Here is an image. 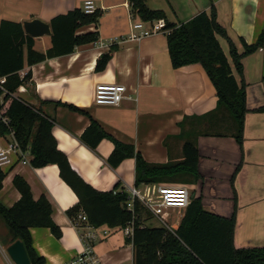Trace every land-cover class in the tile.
Returning <instances> with one entry per match:
<instances>
[{
    "label": "crops",
    "instance_id": "crops-1",
    "mask_svg": "<svg viewBox=\"0 0 264 264\" xmlns=\"http://www.w3.org/2000/svg\"><path fill=\"white\" fill-rule=\"evenodd\" d=\"M88 0H0V26L3 21L21 24L39 19L47 24L74 9H84ZM101 17L96 24L78 33L95 32L98 41L77 47L73 53L25 65L21 75L32 72V80L18 89L16 96L40 107L53 119L52 134L78 175L94 189L109 191L117 183L128 191L135 187L136 161L126 159L112 167L108 159L115 146L103 139L96 148L83 140L92 121L117 141L135 147L151 164L180 162L187 140L196 143L201 180L191 186L201 196L205 209L231 217L236 204V248L264 247V50L242 58L247 113L242 145L232 137L234 122L225 110L217 109L216 89L200 64L174 68L169 55L167 34L129 40L132 13L129 0H91ZM151 10H161L166 21L183 24L201 12L214 8L218 22L227 28L239 53L242 39L254 45L264 32V0H145ZM35 50L46 54L52 47L51 35L34 38ZM113 46V47H112ZM225 52L228 45L222 41ZM112 51L104 71H96L98 59ZM264 49V47H263ZM121 84L127 96L119 106L95 104L98 84ZM76 107L86 114L74 111ZM94 139L92 134L88 135ZM13 136H2L8 148ZM10 163L0 190V204L10 208L21 198L14 185L20 177L30 186L37 201L45 196L52 205V219L62 231L55 238L48 228H31L34 250L45 264H64L82 254L85 244L67 212L79 202L77 195L61 178L57 165L34 168L32 156L10 152ZM23 161H26L24 163ZM238 174L231 181L235 170ZM141 185L139 188H143ZM235 201V204H234ZM182 218L171 219L177 228ZM77 220V216L75 218ZM170 221V222H171ZM78 224L84 225L78 221ZM85 226V225H84ZM99 239L93 243L97 264H134V248L125 229L93 228ZM9 230L0 218V264H15L7 253L11 246Z\"/></svg>",
    "mask_w": 264,
    "mask_h": 264
},
{
    "label": "trees",
    "instance_id": "trees-1",
    "mask_svg": "<svg viewBox=\"0 0 264 264\" xmlns=\"http://www.w3.org/2000/svg\"><path fill=\"white\" fill-rule=\"evenodd\" d=\"M129 1L132 13L140 20L166 21L165 13L161 10H151L145 0ZM100 17L98 10L93 14H86L82 9H74L55 17L50 23L52 47L46 54L35 50L34 38L24 32L21 24L2 22L0 78H5L6 82L0 85V134L12 135L21 151L32 156L31 165L34 168L58 166L61 178L79 199L78 204L67 212L72 219L75 220L82 212L94 228L126 229L133 224V236L127 239L134 248V264H264V247L238 249L234 245L236 204L231 217H223L206 210L202 197L194 195L176 229L146 226L142 215L150 213L138 201L135 202L133 211L128 210L129 195L126 190L120 189V183L105 192L87 184L72 169L67 156L58 149L52 134L53 119L46 116L40 107H35L16 96L18 89L27 86L32 80L31 71L21 75L26 64L32 66L47 59L69 55L77 47L97 42V33L78 32L84 27L98 23ZM165 29L171 31L167 40L172 66L180 68L200 64L204 68L217 92V109L229 113L235 127L232 137L238 145H242L248 109L245 84L237 78L243 74L242 58L264 47V32L257 43L251 46L240 39L244 50L240 54L227 28L218 22L214 8L209 12H201L180 25L166 21ZM222 41L228 45V52H225ZM112 47L109 53L98 59L96 71L105 70L112 59ZM69 108L86 114L76 107ZM3 119L8 122H3ZM89 134L94 136L93 140L89 139ZM103 139L112 141L115 146L108 159L112 167H118L126 159H135L136 188L145 184L190 183L188 177L192 183L201 180L198 171L200 154L196 143L191 140H187L183 145L182 161L151 164L144 160L134 146L117 141L96 121H92L83 135V140L90 147L96 148ZM238 171L239 167L232 177V185ZM4 179L5 173L0 167V190ZM14 185L21 198L10 208L0 204V218L9 230L10 243L21 241L31 264H45V259L33 248L30 229L48 228L55 238L62 237L60 227L52 219V205L45 196L36 201L24 179L16 177Z\"/></svg>",
    "mask_w": 264,
    "mask_h": 264
},
{
    "label": "built area",
    "instance_id": "built-area-1",
    "mask_svg": "<svg viewBox=\"0 0 264 264\" xmlns=\"http://www.w3.org/2000/svg\"><path fill=\"white\" fill-rule=\"evenodd\" d=\"M94 2L88 0L85 2L83 11L86 14H93L97 11ZM166 21L160 19L157 21H132L130 27L129 40L139 42L142 39L164 32L169 35L170 30H166ZM264 49L262 48L261 51ZM6 79L0 78V85L5 84ZM131 99L127 96V89L121 84H98L95 88V104L98 106H119L124 99ZM1 105V103H0ZM7 123V119H3ZM21 151L20 146L13 142L4 148L0 143V167L10 163L9 154L14 151ZM22 152V151H21ZM26 163V161H23ZM129 195L127 201V209L133 211L135 202L138 201L143 208L156 218L161 226L171 229L169 226L170 220L179 215L183 218L187 208L191 203V193L188 187L183 185H168V184H145L143 188H131L126 191ZM77 220L84 225L78 224L74 220V225L81 233V238L85 244V250L82 254L64 264H97L94 258L93 243L99 239L97 233L88 221L86 214L79 213ZM126 237L133 236V224L125 229Z\"/></svg>",
    "mask_w": 264,
    "mask_h": 264
},
{
    "label": "water",
    "instance_id": "water-1",
    "mask_svg": "<svg viewBox=\"0 0 264 264\" xmlns=\"http://www.w3.org/2000/svg\"><path fill=\"white\" fill-rule=\"evenodd\" d=\"M23 29L32 38L49 36L52 33L50 24L39 19L24 22ZM7 253L15 264H31L26 248L21 241H16L9 246Z\"/></svg>",
    "mask_w": 264,
    "mask_h": 264
},
{
    "label": "rangeland",
    "instance_id": "rangeland-1",
    "mask_svg": "<svg viewBox=\"0 0 264 264\" xmlns=\"http://www.w3.org/2000/svg\"><path fill=\"white\" fill-rule=\"evenodd\" d=\"M234 175V174H233ZM186 180H187V178H186ZM188 180L190 181V183H183V184H179V185H183V186H186V187H188L189 188V190H190V193H191V196L193 197L194 195H195V192L193 191V189L191 188V186L193 185V184H195V182H191V179L188 177ZM187 180V181H188ZM188 181V182H189ZM192 183V184H191ZM171 185V184H170ZM231 189H234V187H233V185H232V181H231ZM233 191V194H235L236 192H234L235 191V189L234 190H232ZM235 196H236V194H235ZM234 204H235V201H234ZM178 220H179V218H181L179 215H176L175 216ZM142 218H143V220H144V224L146 225V226H161V224H160V222L156 219V218H154L153 216H151L150 214H143L142 215ZM171 221V220H170ZM173 225V227L176 225L175 223L173 224L172 223V221L169 223V226L171 227ZM171 228V229H175V228Z\"/></svg>",
    "mask_w": 264,
    "mask_h": 264
}]
</instances>
